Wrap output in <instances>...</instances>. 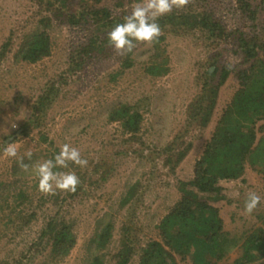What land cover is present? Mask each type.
<instances>
[{
	"label": "rangeland",
	"instance_id": "obj_1",
	"mask_svg": "<svg viewBox=\"0 0 264 264\" xmlns=\"http://www.w3.org/2000/svg\"><path fill=\"white\" fill-rule=\"evenodd\" d=\"M78 2L72 0L58 9L55 3L46 7L36 0H0V204L7 210L5 218L0 216V264H90L94 252L102 255L103 264H119L115 255L124 241L133 249L130 264H138L142 248L160 239L158 224L181 198L179 182L193 178L196 160L240 87L236 72L231 71L219 85L209 120H191V103L201 95L205 81L203 71H214L209 65L214 55L220 67H248L235 38L216 39L192 22L207 11L229 32L257 33L264 39L261 0H250L259 7L255 22L242 16L236 0H190L184 9L172 12L186 14L188 24L160 25L163 34L156 42L139 43L133 53L121 56L109 43L98 41L102 48L83 54L81 47L98 27L67 22L63 13ZM139 2L101 0L97 6L123 19ZM110 28H102L101 35ZM40 31L50 36V54L34 63L22 61L19 50ZM155 53L169 66L159 76L145 70ZM125 59L131 60L130 66H124ZM77 60L84 62L76 67ZM119 103L142 114L136 136L109 120L110 110ZM34 115L36 122L31 121ZM10 142L18 149L15 158L4 156ZM64 143L79 148L88 165L82 169L70 162L68 168L54 170L75 171L82 183L75 193L57 190L55 195H45L39 191L33 165L54 158ZM184 150L188 151L180 163L167 161ZM29 151L31 160L26 156ZM21 158L29 165L27 170L20 167ZM10 178L18 179V185L34 198L24 207L27 214L36 212L31 221L19 213L23 206L13 205L17 190L4 184ZM134 183V196L127 204H119ZM220 184L224 198L211 203L219 208L224 230L239 242L218 264H232L241 254L238 246L243 239L263 225L264 164L247 162L240 178L222 179ZM250 192L261 197L252 214L245 212ZM54 214L73 223L76 236L75 245L60 258L51 253L48 243L38 240L47 217ZM107 221L114 226L111 241L97 251L93 238L101 222ZM176 257L178 264H195L190 254ZM249 264H264V257Z\"/></svg>",
	"mask_w": 264,
	"mask_h": 264
},
{
	"label": "trees",
	"instance_id": "obj_2",
	"mask_svg": "<svg viewBox=\"0 0 264 264\" xmlns=\"http://www.w3.org/2000/svg\"><path fill=\"white\" fill-rule=\"evenodd\" d=\"M42 5L55 3L58 9L72 0H36ZM67 1V2H66ZM238 9L247 19L257 21L259 7L254 6L250 0H236ZM101 0H79L78 4L66 14L67 22L73 26L80 24L96 25L97 28L91 31L88 42L81 47V53L92 54L96 49L103 46L98 41L107 42V33L118 23H122L120 17L114 18L108 8L97 6ZM264 7V0H261ZM112 16V17H111ZM187 23L186 14L164 15L158 20L160 25L167 22ZM254 24V23H253ZM209 32L210 36L216 39H226L232 36L239 44L243 58L248 67H231L218 65L217 56H213L210 66L214 71L206 69L203 71L205 78L202 85V93L191 103L190 119H199L206 123L214 107V100L221 81L226 79L231 71L236 72L240 82L239 89L234 93L231 101L223 110L218 119L214 132L206 143L204 151L195 162L194 176L188 181H180L179 188L182 192L180 200L168 211L158 224L160 239L151 240L146 247L142 248L138 264H178L176 255L186 256L190 254L195 264H218L229 252L237 247L239 240L230 237L224 230L223 220L219 215V208L211 203L224 198L222 179H238L244 172L246 163L252 165L264 164V39L259 34H246L243 31L229 32L211 12L204 11L191 24ZM264 31V19L262 22ZM111 27L108 32L101 35L102 28ZM7 43L4 47H7ZM51 52L50 36L46 31L32 34L19 50L22 61L29 63L37 62ZM155 52H158L156 50ZM1 54V53H0ZM158 53L152 56L150 63L145 70L152 75H162L169 70L164 61L158 59ZM84 61L75 62L76 67ZM125 67L131 65V60L125 59ZM219 70V71H218ZM217 76L219 79H217ZM40 99H44L41 97ZM43 103V101H42ZM40 103V104H42ZM38 108V107H37ZM36 108V109H37ZM41 109V108H40ZM39 109V110H40ZM189 110V111H190ZM108 118L111 121H118L124 131L136 136L142 127V114L127 103H119L114 106ZM37 116H32L31 121L36 122ZM260 132V136L258 135ZM190 149V146H188ZM188 150L179 151L173 161L174 165L180 163ZM4 184L15 191L14 206H23L20 209L21 216L27 221L36 217L35 211L27 214L24 211L25 205L33 203V197L23 185H18V179H7ZM4 186V185H3ZM33 185V190H34ZM137 183L133 184L119 201L121 205L127 204L134 196ZM45 196H42V198ZM7 198V197H6ZM3 197V201H6ZM40 198V200L42 199ZM45 202V201H43ZM42 204V203H41ZM0 204V216L6 217L7 210ZM10 206V204H6ZM262 226L249 233L238 246L241 254L236 257L232 264H249L264 257V215ZM113 223L107 221L99 225V229L93 238L94 248L99 251L108 247L113 230ZM42 243H48L51 253L55 257H63L68 254L76 242L73 223L56 214L47 217L43 228L38 236ZM37 245L39 242H35ZM99 249V250H98ZM133 249L128 242L116 252L119 264H130V254ZM104 260L99 253H93L90 264H103Z\"/></svg>",
	"mask_w": 264,
	"mask_h": 264
},
{
	"label": "clouds",
	"instance_id": "obj_3",
	"mask_svg": "<svg viewBox=\"0 0 264 264\" xmlns=\"http://www.w3.org/2000/svg\"><path fill=\"white\" fill-rule=\"evenodd\" d=\"M190 0H140L131 6L129 15L123 18L122 23L116 24L107 33L109 45L114 48L117 55L133 53L139 43L152 44L163 34L158 23V18L172 13L174 10H182ZM17 127L16 124L12 125ZM18 149L14 142H10L4 149L5 157H17ZM26 156L31 160L32 153L29 151ZM80 168H86L88 160L82 157L79 148L64 143L61 145L58 154L54 158L37 162L33 165L37 177L39 191L45 195H55L57 190L62 192L75 193L82 181L75 171H55L54 169H66L69 163ZM19 165L24 170L29 168L19 160ZM261 203V197L255 192H250L245 201V212L252 214Z\"/></svg>",
	"mask_w": 264,
	"mask_h": 264
}]
</instances>
